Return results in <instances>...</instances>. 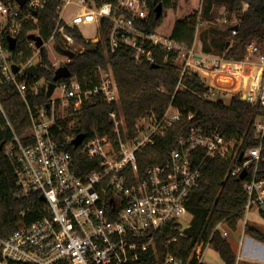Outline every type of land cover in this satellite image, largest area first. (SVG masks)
Segmentation results:
<instances>
[{
  "label": "built area",
  "instance_id": "1",
  "mask_svg": "<svg viewBox=\"0 0 264 264\" xmlns=\"http://www.w3.org/2000/svg\"><path fill=\"white\" fill-rule=\"evenodd\" d=\"M151 2L0 0V88L11 86L18 91L27 102L31 119L29 128L18 133L0 99L4 115L0 122V149L14 170L15 198L25 202L16 212L18 227L6 236L0 235V264H133L150 250L159 257L155 234L177 223L178 234L185 235L190 226L189 223L185 227L182 219L190 213L188 201L201 176L198 160L202 151L203 159L216 155L229 159L228 175L239 178L246 170L241 179L247 193L244 216L253 209L264 215V116L256 120L259 143L245 149L242 141L227 137L218 128L193 121L189 133L177 140L165 161L150 165L140 175L138 153L154 144L158 135H164L185 114L173 102L162 115L146 110L131 130L125 122L119 85L110 64L97 67V82L90 79L91 86L71 75L57 82L55 91L62 90L59 98L52 95L47 103L30 100L32 96L37 98L43 87L47 90L49 81L39 75L41 67L49 66L47 60L56 70L72 61L75 55L70 57L69 51L76 54L86 50L72 32L79 29L91 43L101 41L107 30L110 50L130 48L139 64L156 63L158 49L166 50L167 56L175 52L177 60L185 58L183 73L205 74L203 80L210 88L206 96L225 102L226 94L232 90L234 96L264 107V51L260 46L251 41L244 59L225 60L219 67H211L208 61L212 57L203 50L201 40L198 48L196 44L186 48L171 35L147 29ZM48 7L55 11L51 35L45 38L39 28H28L24 38V28L37 24L39 12ZM247 7L244 3L243 12ZM222 20L229 22L227 16ZM231 26L236 35L240 23L233 22ZM32 34L41 38L40 45L30 37ZM11 38L16 39L14 48L10 47ZM51 44L61 52L55 60ZM15 64L18 70L14 69ZM32 65L38 66L35 75L26 72ZM98 96L118 105L108 111L115 133L95 130L85 137L79 146L85 155L96 160V167L80 173L72 152L59 141L57 129L62 130L63 126L57 119L56 105L66 100L77 110ZM186 116L192 120L195 114L189 112ZM75 136H68L67 140L72 141ZM230 229L234 230L221 221L208 237L203 231L187 258L168 251L163 260L151 264H211L205 255L214 246V232L219 230L229 238ZM177 240L178 235L171 236L166 244ZM239 245V252L235 250L236 264L243 259V235Z\"/></svg>",
  "mask_w": 264,
  "mask_h": 264
},
{
  "label": "trees",
  "instance_id": "2",
  "mask_svg": "<svg viewBox=\"0 0 264 264\" xmlns=\"http://www.w3.org/2000/svg\"><path fill=\"white\" fill-rule=\"evenodd\" d=\"M158 3L163 4L160 17H157L155 13ZM244 3H247L248 7L242 12ZM177 4L178 0H152L147 29H157L162 22L164 10ZM216 6L224 7L223 13L227 16L240 15V28L232 39L214 40V48L206 41L203 42V50L205 52L214 50L224 54L227 59H242V50L250 41L255 38L264 40V0H206L201 14L194 12L176 21L171 37L186 48L192 47L198 23L215 18ZM54 14L52 7L41 10L39 22L24 28V38L27 37L28 28H39L42 36L48 38L53 31ZM231 29L232 26L229 25L223 30L216 29V31L227 37L231 35ZM72 32L80 43L86 45V50L76 53L72 61L68 63L72 76H77L85 86H91L93 83L90 79L97 82V67L110 64L119 85L120 106L125 122L131 130L135 128L138 119L146 110L152 109L158 115H162L171 102L185 113L177 123L169 127L164 135H158L154 144H150L138 153L140 175H143L150 165L165 161L177 140L189 133L193 121L216 127L227 137L242 141L243 149L259 143L260 139L256 135V120L264 116V107L252 104L241 96H233L229 103L206 96L205 93L210 91L209 86L198 73H183L180 70L177 53L171 52L167 56L166 50L158 49L156 51L158 67L153 66L152 63L139 64L130 48L120 46L115 52L110 50L107 30L103 32V39L98 43L87 41L79 29H72ZM47 61L49 66L41 67L39 75L51 81L55 75V67L49 60ZM0 99L16 131L25 132L31 125V119L24 97L11 86H3L0 88ZM30 100L47 103L49 101L47 90L43 87L37 98L32 96ZM113 108H118V105L109 104L98 96L92 103H86L74 111V116L78 117L75 126H69L68 120L60 121L63 129H57L59 141L64 148L72 152L80 173L94 169L96 160L82 152V145L75 147L72 141L67 140V137L85 133L88 138L95 130L114 134L115 126L108 115V111ZM189 112L195 114L192 120H188L186 116ZM2 121H4V115L0 111V122ZM204 153L201 152L198 160L201 176L188 201L193 219L190 227L185 230V235H179L177 223H173L165 231L155 234L159 257L154 250H150L143 253L142 257L133 264H151L158 259L163 260L168 251L187 258L203 231L205 230L203 235L208 237L221 221L226 222L232 229H237L239 220L244 217L243 207L247 201L243 180L237 176L228 175L231 165L229 159L219 155L203 159ZM16 189L12 164L0 149V235L10 234L19 225L20 220L16 212L25 205V202L15 198ZM248 229L257 239L264 242L263 231L253 225H248ZM174 235H178V240L167 245L166 240ZM212 243L219 250L226 264H236L237 257L233 244L223 236L221 231L214 232Z\"/></svg>",
  "mask_w": 264,
  "mask_h": 264
},
{
  "label": "rangeland",
  "instance_id": "3",
  "mask_svg": "<svg viewBox=\"0 0 264 264\" xmlns=\"http://www.w3.org/2000/svg\"><path fill=\"white\" fill-rule=\"evenodd\" d=\"M206 0H178L177 6H171L164 10L163 19L159 27H157V32L159 34L169 36L172 34L174 30L175 23L178 19L184 18L187 15L193 14L194 12H199L201 14L204 4ZM223 8L220 6L215 7V18L211 20L200 21L199 25L195 32V39L192 46L196 44V48L199 47L200 40L203 42H207L212 48H214V40H226L232 39L233 33L230 36H224L221 32L216 31V29L223 30L233 22L241 23V16L237 14H232L231 16H227L226 13H223ZM243 12V11H242ZM227 16L229 18V22H223L222 18ZM83 31L90 34L91 31L87 27H82ZM230 37V38H229ZM251 42V41H250ZM255 44L260 46V48L264 51V40L255 38L252 40ZM230 43V41H228ZM53 44H51L52 46ZM81 49V48H80ZM77 53H80L77 52ZM212 58L208 61L211 67H219L220 63L225 60H236L233 58L227 59L224 54L217 53L214 50L211 52H206ZM249 54L248 47L246 46L242 50V55L244 59ZM51 55L53 60L55 57L61 56V52L52 46ZM38 60V58H36ZM216 60V61H214ZM178 65L180 70H184L185 58H181L178 61ZM203 73V72H202ZM204 77L205 74L203 73ZM203 80V76H201ZM204 81V80H203ZM207 81L211 82V77L207 78ZM233 91L226 94L224 103H229L231 98L234 96ZM62 94V90L58 88L53 94L52 98H59ZM233 95V96H232ZM74 109L71 103H67L66 100H60L56 105V116L58 121H69V126H75V123L78 121V117L74 116ZM61 123V122H60ZM193 213L190 212L187 215L183 216V225L186 227L189 223L192 224ZM247 223V227L244 229V225ZM248 225L255 226L261 231L264 232V215L259 214L256 209L251 210L248 215L244 216L242 222L238 225L237 229L231 230L229 240L233 244L236 252H239L240 245L239 240L242 235L244 238V246L242 249L243 259L238 261V264H254L255 262H264V242L260 241L256 238V236L248 229ZM227 226V225H225ZM190 227V226H189ZM188 227V228H189ZM205 260L211 264H225L223 257L221 256L219 250L216 247L212 246L208 249V252L205 255Z\"/></svg>",
  "mask_w": 264,
  "mask_h": 264
},
{
  "label": "water",
  "instance_id": "4",
  "mask_svg": "<svg viewBox=\"0 0 264 264\" xmlns=\"http://www.w3.org/2000/svg\"><path fill=\"white\" fill-rule=\"evenodd\" d=\"M21 2L23 3L24 0H21ZM163 12V4L162 3H158V5L155 7V13H156V16L157 17H160L161 14ZM31 38H34V39H37L38 40V45H40L42 43V40L40 37H37L35 35H31L30 36ZM15 42H16V39L14 38H11V44H10V47L11 48H14L15 47ZM68 55L70 57H73L75 55V53L73 51H69L68 52ZM153 66L155 67H158L159 64L158 63H152ZM18 65H14V69L15 70H18ZM38 71V66L36 65H32L30 67H28L26 69V72L30 75H35ZM72 75V70L70 69V67L68 65H62L58 68H56L55 70V75L53 77V80L49 81L48 83V87H47V96L48 97H51L55 91V88L57 86V82L62 79V78H67V77H70ZM86 135L85 133H79L77 134L74 139L72 140V143L74 144L75 147H78L82 142L83 140L85 139ZM243 155V151L241 153V156L242 157ZM246 174V170H244L240 176H239V179H243L244 176Z\"/></svg>",
  "mask_w": 264,
  "mask_h": 264
},
{
  "label": "crops",
  "instance_id": "5",
  "mask_svg": "<svg viewBox=\"0 0 264 264\" xmlns=\"http://www.w3.org/2000/svg\"><path fill=\"white\" fill-rule=\"evenodd\" d=\"M202 74V73H201ZM202 76H203V74H202ZM260 262V261H259ZM256 263V262H255ZM261 263H264V262H261ZM226 264V263H225Z\"/></svg>",
  "mask_w": 264,
  "mask_h": 264
}]
</instances>
